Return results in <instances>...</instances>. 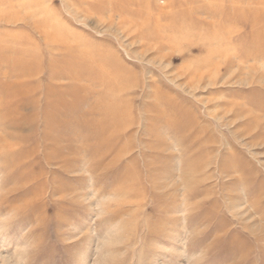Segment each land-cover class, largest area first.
Instances as JSON below:
<instances>
[{"label":"rangeland","instance_id":"374dc122","mask_svg":"<svg viewBox=\"0 0 264 264\" xmlns=\"http://www.w3.org/2000/svg\"><path fill=\"white\" fill-rule=\"evenodd\" d=\"M0 264H264V0H0Z\"/></svg>","mask_w":264,"mask_h":264}]
</instances>
